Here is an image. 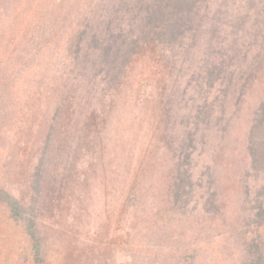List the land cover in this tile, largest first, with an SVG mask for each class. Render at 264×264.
I'll use <instances>...</instances> for the list:
<instances>
[{
	"label": "trees",
	"instance_id": "trees-1",
	"mask_svg": "<svg viewBox=\"0 0 264 264\" xmlns=\"http://www.w3.org/2000/svg\"><path fill=\"white\" fill-rule=\"evenodd\" d=\"M132 66L154 90L130 94ZM129 99L160 105L159 142L125 125ZM136 202L122 231L159 240L147 264H264V0H0L13 261L128 264L107 221Z\"/></svg>",
	"mask_w": 264,
	"mask_h": 264
},
{
	"label": "rangeland",
	"instance_id": "rangeland-1",
	"mask_svg": "<svg viewBox=\"0 0 264 264\" xmlns=\"http://www.w3.org/2000/svg\"><path fill=\"white\" fill-rule=\"evenodd\" d=\"M133 68L135 66H132ZM135 67L133 72L131 73V76L127 80L126 88L129 89L130 94L132 96H135L138 94V92L145 93V92H151L155 88L152 85H149V81L147 79L146 83L139 81L138 83L136 80L138 79L136 76V70ZM137 102H136V101ZM146 104H144L143 101L139 102L137 99H129L127 100L125 105H122L120 109H122L124 112L122 116L126 119L125 125L129 126L130 132H133V129L135 132H137L141 137H143L144 140H149L151 138H155L157 142L160 141V139L163 137L162 132V120H159V116L161 115L160 105L153 100H148ZM135 114H139V116H135ZM146 116H143V115ZM156 117L157 122L154 121ZM142 118L146 119V122H148V126H146V122L144 123V127H138L139 123H142ZM141 130V132H139ZM113 133L120 134L121 131L118 129H114L112 131ZM126 133V130H122V136ZM238 196H225L228 203L230 204V208L234 207V204L237 202ZM139 205V202H136L134 205L133 211L131 210H121L118 213L114 210L112 213L109 214V220L107 222H114V227L119 226L117 229L119 231L118 234L115 235V242H119L122 245H128L132 244V249L129 252L132 256L128 257L127 261L128 264H147L150 258H152L154 255H156L157 251L155 250L156 242L159 241L157 239L150 238L149 235L143 234L139 231L138 228L133 227L130 231L134 234L135 241L134 243H130L129 241L132 239V237L129 239V235L127 231H122L123 226L128 227L132 226L128 225V222L134 221L136 224L139 223L142 217L140 218V215L142 212H139L137 210V207ZM229 208V209H230ZM119 214V215H116ZM138 215V216H137ZM9 217L4 213L3 210L0 209V256L2 259V264H16V262L13 261L12 254L17 248H20L22 245V238L20 236L21 230L19 225H17L15 222L9 221ZM129 231V233H130ZM153 241H152V240ZM7 254H10L8 257ZM197 255V262L199 264H219L214 261H211V257L209 256V250L202 249L199 251ZM119 259L116 260V258L112 259L113 264H120ZM197 263V264H198Z\"/></svg>",
	"mask_w": 264,
	"mask_h": 264
}]
</instances>
